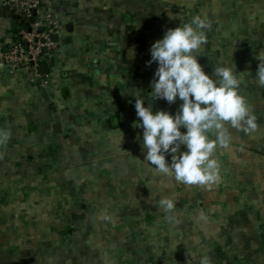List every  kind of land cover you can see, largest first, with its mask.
<instances>
[{
    "label": "crops",
    "instance_id": "obj_1",
    "mask_svg": "<svg viewBox=\"0 0 264 264\" xmlns=\"http://www.w3.org/2000/svg\"><path fill=\"white\" fill-rule=\"evenodd\" d=\"M4 1L0 46L8 47L20 24L5 14ZM39 2L54 48L43 53L38 76L0 64V130L10 133L0 143V264L76 263L52 223L100 215L104 207L95 202L114 200L117 186L136 182L146 163L142 128L133 126L136 97H145L153 111L175 113L181 103L151 98L157 64L146 63L150 46L166 28L194 15L210 23L199 63L208 73L218 65L232 67L258 128L246 134L226 125L228 144L214 153L220 179L210 187L192 185L191 198L213 218L215 250L220 236L231 249H253L246 253L249 263L264 264V252L257 255L264 238V86L255 78V56L264 53V0ZM179 212L170 215L190 217ZM164 216L157 225L170 233ZM235 233L242 242L235 243Z\"/></svg>",
    "mask_w": 264,
    "mask_h": 264
},
{
    "label": "clouds",
    "instance_id": "obj_2",
    "mask_svg": "<svg viewBox=\"0 0 264 264\" xmlns=\"http://www.w3.org/2000/svg\"><path fill=\"white\" fill-rule=\"evenodd\" d=\"M209 27L206 17L194 15L187 22L166 28L162 37L151 44L150 60L146 63L157 64L151 81V98L169 104L179 99L181 103L175 113L164 109L153 111L151 104L145 105V97H136L138 119L133 122L134 127L142 128L144 160L156 172L173 175L185 185L204 187L220 179L214 153L217 147L228 144L226 125L246 134L258 128L255 114L239 92L240 80L232 67L218 65L208 73L198 61V53L207 40L205 29ZM255 57L258 60L255 78L264 86V53ZM213 132L215 138L209 135ZM9 135L0 130V143H5ZM167 154H171L170 162ZM158 206L166 222H180L170 215L176 207L174 198L162 196ZM196 219L207 223L208 216L201 210ZM200 264L210 261L202 257Z\"/></svg>",
    "mask_w": 264,
    "mask_h": 264
},
{
    "label": "trees",
    "instance_id": "obj_3",
    "mask_svg": "<svg viewBox=\"0 0 264 264\" xmlns=\"http://www.w3.org/2000/svg\"><path fill=\"white\" fill-rule=\"evenodd\" d=\"M166 157L171 159L169 155ZM139 166L145 168H139L135 183L117 186L119 196L115 195L114 200L95 202L104 207L100 215L63 217L56 225L52 223V228L62 232L57 241L65 246L75 264H161L162 258L164 264H200L202 257H207L210 264H253L246 255L253 249L240 245L231 249L229 241L219 242L220 236L218 240L214 238L217 250L214 249L209 232L213 218L208 217L207 223L196 219L197 212L204 211L206 205L194 202L192 185L156 172L147 161ZM165 195L176 202L171 214H177V210L183 214V209L190 214L188 218L174 215L180 221L178 224L165 222L171 226L170 233L157 225V220L164 216L158 201ZM41 221L44 225V217ZM242 239L241 233L234 234L235 243ZM261 245L258 256L264 252V238Z\"/></svg>",
    "mask_w": 264,
    "mask_h": 264
},
{
    "label": "built area",
    "instance_id": "obj_4",
    "mask_svg": "<svg viewBox=\"0 0 264 264\" xmlns=\"http://www.w3.org/2000/svg\"><path fill=\"white\" fill-rule=\"evenodd\" d=\"M1 5L15 16L20 26L13 44L0 46V64L13 71L28 70L33 79L38 76V64L44 58L42 49L48 52L54 48L47 28L50 22L41 13L39 0H5Z\"/></svg>",
    "mask_w": 264,
    "mask_h": 264
},
{
    "label": "water",
    "instance_id": "obj_5",
    "mask_svg": "<svg viewBox=\"0 0 264 264\" xmlns=\"http://www.w3.org/2000/svg\"><path fill=\"white\" fill-rule=\"evenodd\" d=\"M42 9H44V8H42ZM2 12H3V10H1V13H2ZM5 14H6L7 16H10V17L13 18V25H15V23H16V18H15V16H13L12 13H11L9 10H7V9H6V11H5ZM30 21L32 22V21H33V18H31ZM46 51H47L46 48H43V49H42V52H43V53H45ZM39 67L41 68V67H43V65L41 64Z\"/></svg>",
    "mask_w": 264,
    "mask_h": 264
}]
</instances>
